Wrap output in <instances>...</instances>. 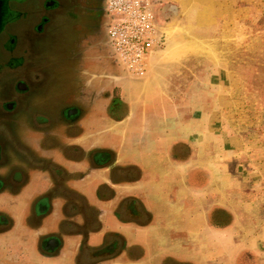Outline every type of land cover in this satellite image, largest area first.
Wrapping results in <instances>:
<instances>
[{"label":"flooded vegetation","instance_id":"1","mask_svg":"<svg viewBox=\"0 0 264 264\" xmlns=\"http://www.w3.org/2000/svg\"><path fill=\"white\" fill-rule=\"evenodd\" d=\"M0 2V264H129L133 229L124 225L140 199L119 189L150 172L106 133L135 122L127 120L133 82L109 44L104 0ZM49 66L62 70L61 85H50ZM187 79L175 74L164 87L182 95ZM43 88L57 112L31 123L55 121L57 134H36L20 117Z\"/></svg>","mask_w":264,"mask_h":264},{"label":"crops","instance_id":"2","mask_svg":"<svg viewBox=\"0 0 264 264\" xmlns=\"http://www.w3.org/2000/svg\"><path fill=\"white\" fill-rule=\"evenodd\" d=\"M238 2L152 0V10L162 35L165 29L194 35L208 22L225 20ZM159 55L150 58L151 64L159 61ZM126 77L134 81L127 98V120L135 123L112 124L106 133L125 160H139L150 172L140 181L127 180L119 189L129 198L140 199L141 213L129 216L124 225L133 229L128 233L127 263L264 264V207L255 200L258 195L253 196V184L247 194L242 189L235 192L247 177L229 172L233 152L229 144L235 138L226 129L232 132V128L214 123L220 112L194 107L195 99L204 94V82H197L202 88L196 92L192 86L174 96L164 87L169 77L163 80L156 73L148 78ZM215 86L217 103L221 82L216 80ZM133 137L137 143H131ZM96 181L97 185L99 178ZM96 197L109 211L108 199L104 204L100 201L106 198Z\"/></svg>","mask_w":264,"mask_h":264},{"label":"rangeland","instance_id":"3","mask_svg":"<svg viewBox=\"0 0 264 264\" xmlns=\"http://www.w3.org/2000/svg\"><path fill=\"white\" fill-rule=\"evenodd\" d=\"M163 31L160 46L151 54L153 58L159 53V61L151 64L150 60L139 74L123 68L124 73L135 78H148L156 73L163 80L183 74L193 79L195 83L188 85V89L193 86L195 92L202 88L197 82L203 81L204 94L201 100L195 99L194 107H201L202 112H220L214 123L233 130L226 129L227 135L235 138L229 144L233 146L229 172L247 177L235 192L242 189L247 194L253 184V196L258 195L255 200L264 207V0H241L225 20L208 22L202 29H196L194 35ZM47 70L52 87V83L61 85L65 80L59 67L49 66ZM216 80L221 82L217 103L213 99ZM46 88L34 93L29 108L20 110L29 130L39 135L57 134L60 130L55 121L40 128L31 123L36 114L53 116L57 112L48 96L51 90ZM2 96L7 98L10 94Z\"/></svg>","mask_w":264,"mask_h":264},{"label":"built area","instance_id":"4","mask_svg":"<svg viewBox=\"0 0 264 264\" xmlns=\"http://www.w3.org/2000/svg\"><path fill=\"white\" fill-rule=\"evenodd\" d=\"M152 4V0H104L109 44L122 68L130 73H141L163 38Z\"/></svg>","mask_w":264,"mask_h":264},{"label":"water","instance_id":"5","mask_svg":"<svg viewBox=\"0 0 264 264\" xmlns=\"http://www.w3.org/2000/svg\"><path fill=\"white\" fill-rule=\"evenodd\" d=\"M0 5H1V2H0Z\"/></svg>","mask_w":264,"mask_h":264}]
</instances>
